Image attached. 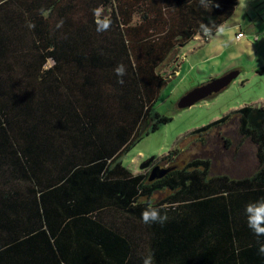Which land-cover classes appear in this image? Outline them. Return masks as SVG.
<instances>
[{"label": "trees", "instance_id": "trees-1", "mask_svg": "<svg viewBox=\"0 0 264 264\" xmlns=\"http://www.w3.org/2000/svg\"><path fill=\"white\" fill-rule=\"evenodd\" d=\"M206 2L0 0V264H142L150 253L154 264H264V236L245 216L264 199V107L234 112L241 139L255 146L249 176H211L209 158L178 166V149L157 159L172 169L153 181L149 169L120 162L170 121L155 110L161 66L212 35L238 0ZM95 9L112 21L106 32L96 31ZM149 200L167 212L164 225L141 220Z\"/></svg>", "mask_w": 264, "mask_h": 264}, {"label": "rangeland", "instance_id": "rangeland-1", "mask_svg": "<svg viewBox=\"0 0 264 264\" xmlns=\"http://www.w3.org/2000/svg\"><path fill=\"white\" fill-rule=\"evenodd\" d=\"M263 66L264 0H238L232 17L212 35L207 39L196 36L161 66L165 80L155 110L170 121L149 130L121 155L120 162L134 172L150 158L154 160L151 166L167 167L157 159L178 149V166L194 158H209L210 175L243 177L253 173L257 165L255 146L241 139L234 112L246 105L264 107ZM227 75L233 78L226 86L180 107L186 95ZM225 115H231L226 124L200 134L203 142L198 140L201 136L191 134ZM168 193L157 192L152 200L158 201Z\"/></svg>", "mask_w": 264, "mask_h": 264}, {"label": "clouds", "instance_id": "clouds-1", "mask_svg": "<svg viewBox=\"0 0 264 264\" xmlns=\"http://www.w3.org/2000/svg\"><path fill=\"white\" fill-rule=\"evenodd\" d=\"M201 4L204 7H207L208 4L206 0H201ZM243 6V3H241ZM50 10L41 9V16L47 18L49 16ZM96 31L98 33L106 32L109 30L112 21L107 18L101 17V10H94ZM63 21H60L57 24V27L62 25ZM29 27H34V25H29ZM200 29L207 35L211 32V29L205 25L200 24ZM126 73V68L123 64L118 65L115 68V74L118 78H122ZM119 83H123V80L120 79ZM245 216L247 218V226L253 232V234L257 237L264 236V199H260L254 202H250L245 207ZM141 220L145 225L149 224H160L164 225L168 220V214L165 211H162V208L159 206H155L151 200L146 202V207L141 212ZM259 254L264 255V245H261L258 249ZM142 264H154V254H146L141 257Z\"/></svg>", "mask_w": 264, "mask_h": 264}, {"label": "water", "instance_id": "water-1", "mask_svg": "<svg viewBox=\"0 0 264 264\" xmlns=\"http://www.w3.org/2000/svg\"><path fill=\"white\" fill-rule=\"evenodd\" d=\"M232 78H233L232 75L231 76L227 75L216 81H213L211 85L195 89L194 91H192L183 98L180 107L190 106L195 101L209 96L212 92H216L220 90L222 87L226 86ZM145 126L146 125L143 124L141 131L144 130ZM153 161H154L153 158H150L139 166V170L149 169V177H148L149 181H153L155 179H159L163 177L167 172H169L172 169L168 167H161L159 165L151 166Z\"/></svg>", "mask_w": 264, "mask_h": 264}, {"label": "crops", "instance_id": "crops-1", "mask_svg": "<svg viewBox=\"0 0 264 264\" xmlns=\"http://www.w3.org/2000/svg\"><path fill=\"white\" fill-rule=\"evenodd\" d=\"M237 34H239V33H237ZM255 170H256V168H255ZM255 170H254V171H255ZM254 171H253V172H254ZM133 172H134V171H133ZM138 172H139V171H138ZM134 173H137V172H134ZM251 174H252V173H251ZM251 174H250V175H251ZM219 175H220V174H219ZM222 175H224V174H222ZM211 176H216V175H211ZM226 176H228V175H226ZM247 176H249V175H247ZM228 177H229V176H228ZM243 177H246V176H243ZM243 177H230V178L239 179V178H243Z\"/></svg>", "mask_w": 264, "mask_h": 264}, {"label": "built area", "instance_id": "built-area-1", "mask_svg": "<svg viewBox=\"0 0 264 264\" xmlns=\"http://www.w3.org/2000/svg\"><path fill=\"white\" fill-rule=\"evenodd\" d=\"M241 36V34L239 33V34H237V37H240ZM205 39H206V37H205Z\"/></svg>", "mask_w": 264, "mask_h": 264}, {"label": "flooded vegetation", "instance_id": "flooded-vegetation-1", "mask_svg": "<svg viewBox=\"0 0 264 264\" xmlns=\"http://www.w3.org/2000/svg\"><path fill=\"white\" fill-rule=\"evenodd\" d=\"M153 165H156V164H153Z\"/></svg>", "mask_w": 264, "mask_h": 264}]
</instances>
